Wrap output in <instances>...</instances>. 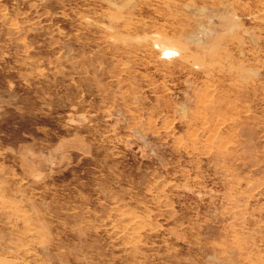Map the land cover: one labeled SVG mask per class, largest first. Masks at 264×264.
Returning a JSON list of instances; mask_svg holds the SVG:
<instances>
[{"label":"rangeland","instance_id":"1","mask_svg":"<svg viewBox=\"0 0 264 264\" xmlns=\"http://www.w3.org/2000/svg\"><path fill=\"white\" fill-rule=\"evenodd\" d=\"M0 264H264V0H0Z\"/></svg>","mask_w":264,"mask_h":264},{"label":"bare ground","instance_id":"2","mask_svg":"<svg viewBox=\"0 0 264 264\" xmlns=\"http://www.w3.org/2000/svg\"><path fill=\"white\" fill-rule=\"evenodd\" d=\"M174 49V48H173Z\"/></svg>","mask_w":264,"mask_h":264}]
</instances>
